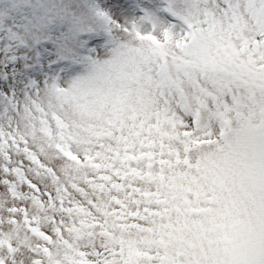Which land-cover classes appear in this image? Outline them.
Listing matches in <instances>:
<instances>
[{
    "label": "snow or ice",
    "instance_id": "6c2138e0",
    "mask_svg": "<svg viewBox=\"0 0 264 264\" xmlns=\"http://www.w3.org/2000/svg\"><path fill=\"white\" fill-rule=\"evenodd\" d=\"M0 264H264V0H0Z\"/></svg>",
    "mask_w": 264,
    "mask_h": 264
}]
</instances>
